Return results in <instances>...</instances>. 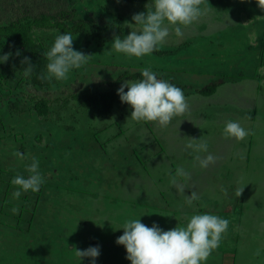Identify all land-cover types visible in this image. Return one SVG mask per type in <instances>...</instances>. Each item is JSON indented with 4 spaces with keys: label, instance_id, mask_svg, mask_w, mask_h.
Instances as JSON below:
<instances>
[{
    "label": "rangeland",
    "instance_id": "rangeland-1",
    "mask_svg": "<svg viewBox=\"0 0 264 264\" xmlns=\"http://www.w3.org/2000/svg\"><path fill=\"white\" fill-rule=\"evenodd\" d=\"M151 3L0 0V27L31 22L41 13L70 12L65 26L81 20L86 30L72 33L73 47L90 55L67 80L47 79V86L35 87L9 68L17 50L0 35V54L12 53L0 63V264H79L75 249L92 245L100 246L96 264H131L116 242L127 219L149 226L155 221L167 230L204 212L230 221L205 264H264V0H205L204 15L182 26V36L170 32L162 46L141 58L118 53L111 47L114 37L90 32L114 27L116 19L124 35L139 31L132 16ZM59 33L33 26L28 37L47 53ZM144 67L187 97L188 110L166 128L133 120L131 107L114 105L97 116L74 100L60 102L92 84L100 92L117 91L124 81L138 80L115 83L118 77H142ZM210 83L218 84L215 92L200 95ZM34 97L49 100L46 115L35 113ZM229 119L250 134L239 141L225 137ZM200 141L216 157L204 168L187 147ZM17 150L27 159L20 160ZM33 156L45 182L16 199L12 179L29 174ZM179 168L187 175H178ZM192 193L198 199L188 205ZM91 260L84 257L80 264Z\"/></svg>",
    "mask_w": 264,
    "mask_h": 264
},
{
    "label": "clouds",
    "instance_id": "clouds-1",
    "mask_svg": "<svg viewBox=\"0 0 264 264\" xmlns=\"http://www.w3.org/2000/svg\"><path fill=\"white\" fill-rule=\"evenodd\" d=\"M204 3L205 0H152L146 11L137 12L132 16L134 25L139 26V31L132 30L123 38L116 36L111 47L129 57L141 58L151 55L167 41L170 32L174 31L177 37L182 36V26L191 25L204 15ZM74 37L71 32H61L56 36L46 53L49 62L46 73L41 75L42 79L67 80L73 69H79L87 63L90 55L73 47ZM16 54L19 55V50ZM11 55V52L0 54V63L6 62ZM24 63L27 64L25 75H30L32 64L29 63L28 57L24 58ZM117 94L122 102L130 105V117L133 120L156 121L162 128H166L175 116L182 115L189 108L184 90L169 80L159 78V74L150 67L142 69L141 79L124 81L117 89ZM250 131L238 120L229 119L224 125L223 135L239 141L247 137ZM187 147L197 153L196 159L202 168L216 159L209 151L207 141L193 142ZM199 153L206 155L201 158ZM15 155L20 160L27 159V154L19 150ZM26 168L29 173L27 176L18 174L12 179V183L18 186L13 192L16 199H19L23 192L39 191L45 182L37 157H31V162ZM177 174L187 175L183 168H179ZM242 190L243 188L239 190L238 195ZM196 199L198 197L192 193L186 203L192 205ZM229 223L227 218L204 212L193 214L184 225L177 224L164 230L158 222L154 221L149 226L139 218H130L120 227L124 231L117 237L116 242L125 247L127 259L131 264H205L213 250L220 245ZM75 255L79 258V264L84 257L92 258L91 264H96L95 258L100 255V246L75 249Z\"/></svg>",
    "mask_w": 264,
    "mask_h": 264
},
{
    "label": "trees",
    "instance_id": "trees-1",
    "mask_svg": "<svg viewBox=\"0 0 264 264\" xmlns=\"http://www.w3.org/2000/svg\"><path fill=\"white\" fill-rule=\"evenodd\" d=\"M127 1L131 4H139L147 0H123ZM71 19L70 12L66 10H60L56 13V16H52L47 13H41L33 19L31 22H25L24 24H16L10 23L6 26L0 27V35L5 37L8 43L15 49L19 50V55H16L9 65V68L12 71H17L18 75L25 82H29V84L35 87H45L48 84L47 79H42L41 75L45 74V69L48 64V58L45 56V48L40 44H35L28 37V33L30 28L33 26L40 29H48L51 27H56L60 32H71L74 34L85 32V22L79 20L74 21L69 28L65 26V20ZM54 20V21H52ZM116 25L113 27L111 24L105 25L103 29H90V32L93 33L96 37L99 38H111L119 36L123 38L124 31L121 25V20H115ZM29 58V63L32 64V72L30 75H25V67L27 64L24 63V58ZM141 79L140 75H130L127 73L122 74L115 80V83H119V81L123 79ZM217 83H210L202 88L199 93L202 96H210L212 95L216 87ZM127 91V89H125ZM30 98V100L35 101L33 104V110L38 116H44L47 114V105L49 103L48 99L45 98ZM74 100L80 107L87 109L93 115L102 116L110 113L112 107L114 105L130 107L125 102L120 100L117 91H107L100 92L95 84H92L88 87V89L81 91L76 94H71L68 98L62 99L60 102L63 106L68 104V100ZM16 111L19 106L18 103L12 104Z\"/></svg>",
    "mask_w": 264,
    "mask_h": 264
}]
</instances>
